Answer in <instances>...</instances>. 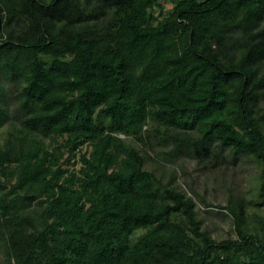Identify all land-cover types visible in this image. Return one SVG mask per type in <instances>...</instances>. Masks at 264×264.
Segmentation results:
<instances>
[{
	"label": "trees",
	"instance_id": "trees-1",
	"mask_svg": "<svg viewBox=\"0 0 264 264\" xmlns=\"http://www.w3.org/2000/svg\"><path fill=\"white\" fill-rule=\"evenodd\" d=\"M263 103L264 0H0V264H264ZM226 150L259 201L217 240L146 165Z\"/></svg>",
	"mask_w": 264,
	"mask_h": 264
},
{
	"label": "rangeland",
	"instance_id": "rangeland-1",
	"mask_svg": "<svg viewBox=\"0 0 264 264\" xmlns=\"http://www.w3.org/2000/svg\"><path fill=\"white\" fill-rule=\"evenodd\" d=\"M13 91L9 98L14 97L16 88ZM14 105L12 102L9 122L17 119ZM5 129L6 127L0 129V143ZM150 153L146 167L154 170L166 181L172 171L178 173L177 184L194 196L199 216L213 238L222 240L236 236L233 218L219 206L226 205L231 195L235 197L243 195L255 202L259 201L257 188L260 167L253 157L237 155L226 150V161H221L215 166L213 162L208 161L204 166L192 158L168 160L158 156L156 152ZM205 202L211 205L207 206ZM5 255V249L0 246V260H4Z\"/></svg>",
	"mask_w": 264,
	"mask_h": 264
}]
</instances>
